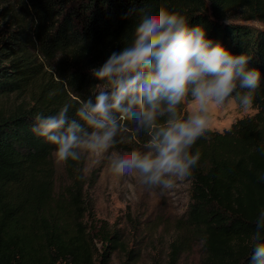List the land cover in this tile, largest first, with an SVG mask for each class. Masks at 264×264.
<instances>
[{
    "label": "trees",
    "instance_id": "obj_1",
    "mask_svg": "<svg viewBox=\"0 0 264 264\" xmlns=\"http://www.w3.org/2000/svg\"><path fill=\"white\" fill-rule=\"evenodd\" d=\"M160 4L261 72L255 113L209 128L187 177L188 223L200 229L204 264H251L264 210V27L251 21L264 23V0H0V264H108L119 247L118 234L92 222L83 158L64 162L68 181L58 188L55 146L32 128L36 114L65 103L74 118L78 102L106 86L92 69L130 43L140 9ZM119 123L114 147L143 149L148 130Z\"/></svg>",
    "mask_w": 264,
    "mask_h": 264
},
{
    "label": "clouds",
    "instance_id": "obj_2",
    "mask_svg": "<svg viewBox=\"0 0 264 264\" xmlns=\"http://www.w3.org/2000/svg\"><path fill=\"white\" fill-rule=\"evenodd\" d=\"M137 10H133V13ZM130 43L92 69L99 87L73 107L36 114L34 134L55 146L57 162L79 161L82 154L108 153L116 145L120 121L148 130L143 149L131 148L109 162L115 175L136 173L148 187L169 190L188 177L200 159L191 150L209 129L213 107L235 98L253 103L261 72L250 58L213 42L203 25L191 26L179 10L165 4L140 9ZM185 102L187 108H185ZM264 182V175L259 177ZM250 239L251 264H264V210Z\"/></svg>",
    "mask_w": 264,
    "mask_h": 264
},
{
    "label": "rangeland",
    "instance_id": "obj_3",
    "mask_svg": "<svg viewBox=\"0 0 264 264\" xmlns=\"http://www.w3.org/2000/svg\"><path fill=\"white\" fill-rule=\"evenodd\" d=\"M256 26L264 23L251 21ZM187 103L186 108H187ZM235 98L213 107L209 128H229L239 117L254 114ZM123 151L82 154L90 216L96 227L118 234L120 245L111 249L108 264H204L206 250L199 227L188 223L190 183L175 180L169 190L148 187L136 174L115 175L109 162ZM56 160V159H55ZM58 188L67 182L64 162L56 161ZM101 249L100 242L95 241Z\"/></svg>",
    "mask_w": 264,
    "mask_h": 264
}]
</instances>
